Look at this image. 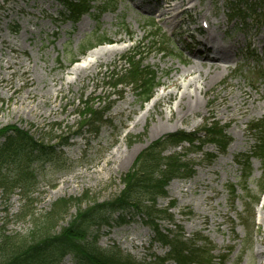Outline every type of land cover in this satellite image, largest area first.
<instances>
[{
  "label": "rangeland",
  "instance_id": "obj_1",
  "mask_svg": "<svg viewBox=\"0 0 264 264\" xmlns=\"http://www.w3.org/2000/svg\"><path fill=\"white\" fill-rule=\"evenodd\" d=\"M100 1L103 3L95 6L102 8L101 4L107 0ZM111 1L114 5L105 14L100 16L93 11L76 24H71L63 20V10L54 0H0V128L17 126L36 141L56 145L59 138H65L69 130L74 131L83 122L84 119L80 118L85 112L83 103L88 109L92 107L91 112L99 111L108 102L111 104L106 122L96 134L83 132L73 138L67 148L58 151L52 160L31 156L33 187L26 199L18 189L10 196L0 191V229L10 236L17 235L15 241L24 243V236L43 224V217L58 199L81 198L87 194L91 203H84L81 208H85L92 204V200L101 203L112 198L121 191L120 179L132 168L141 151L166 135L177 131L191 133L202 129L204 123L213 122L224 129L229 144L224 154L216 153L212 145L203 149L206 155L216 156L211 164L205 157L195 154V148L186 145L163 153V158L187 155L188 163L195 168L192 179L173 180L166 188L167 198L156 201L159 208H165L169 201L176 205L171 211L172 222L163 221L160 228L176 232L174 228L179 226L186 239L197 234L207 238L214 251L206 257V261L210 260L209 257L212 261L202 264H218L217 257L227 248L233 250L224 264H264V244L260 243L264 236L258 230L260 225L264 232V214L260 212L264 195L259 197L254 208L264 186V166L259 158H251L250 173L244 180L240 175L243 170L234 161L238 156L250 157L254 140L247 127L262 124L264 115H260L255 107L254 115L242 117L249 118V122L235 127L227 116L222 118L219 115L223 104L218 91L226 84L216 82L206 87L207 92L202 91L199 107L192 116L184 121L167 123L154 131L158 110L153 108V104L157 95L164 93L163 87L172 76L186 70L184 61L191 56L181 39L170 36L156 18L147 15L156 4L145 7L142 0H135L133 7L126 0ZM227 7V0H213V16L208 13L207 0H201L199 4L212 23L224 17ZM191 16L187 13L182 15L189 30L201 29L204 24L207 26L202 21L191 23ZM254 22L257 21L252 24ZM263 28L264 25L261 26ZM239 31L253 32L246 26L244 30L231 33L238 38L244 37ZM155 34L162 37L156 40L153 38ZM118 38L122 41L115 43ZM95 39L114 45L97 46V42H93ZM87 41L97 47L82 56L81 48ZM185 44H189V40H185ZM134 48H139L134 61L141 62L142 68L153 72L159 84L147 104H142L130 87L126 88L131 82L127 78L122 80L121 87H111L112 74H124L123 70H129V64L119 59L134 52ZM255 48L256 57L247 58L241 47L243 53L238 57V63L244 65L240 69V80L248 77L247 82L252 83L244 84L243 90H250L253 96L256 92L259 97L264 95V59L262 50ZM113 49L120 51L108 62L101 63L94 73L90 72L76 81L72 69L82 66L84 59L94 51ZM192 79H196V75L189 78ZM233 92L236 94V90ZM262 103L259 100L256 106ZM169 105L175 109L176 102L161 106L164 115H169ZM147 109L150 110L148 115L145 114ZM134 122L138 125L134 126ZM240 162L243 165V161ZM14 168H9V171L1 167L0 174L12 176ZM231 185L233 197L228 191ZM75 211L76 208L72 207L68 215L59 220L56 231L68 225ZM22 212L28 213L27 216L18 219ZM261 217L263 222L260 224ZM112 218L115 219L116 215ZM89 231L99 236V248L108 250L115 247L137 263H147L151 256H164L167 251L159 243L152 244L154 236L139 217L127 218L120 225L95 224ZM59 264L75 263L70 257H65Z\"/></svg>",
  "mask_w": 264,
  "mask_h": 264
},
{
  "label": "trees",
  "instance_id": "obj_2",
  "mask_svg": "<svg viewBox=\"0 0 264 264\" xmlns=\"http://www.w3.org/2000/svg\"><path fill=\"white\" fill-rule=\"evenodd\" d=\"M56 1L64 7L67 13L66 16L64 15L66 20L75 23L81 16L89 13L90 2L93 0ZM128 74L129 77L134 78L136 84L139 83L140 96L144 101H147L157 85L154 76L150 73L141 75L138 65L132 66ZM108 109L107 107L103 111L85 114L84 118L94 117L81 124L77 133L79 134L85 128L97 133L99 124ZM200 131L206 142H202L196 137L198 132L192 134L178 132L166 136L143 150L137 156L131 170L122 176L120 180L123 186L122 190L112 198L101 203L92 200V204L85 208H81L84 203H91L87 194L81 198L58 199L43 217V224H39V228L34 229L27 237L24 236V243L15 241L17 235L10 236L5 230L0 229V264H59L67 256H70L75 264H142L137 263L130 256L122 255L116 248L102 250L97 245L98 235H92L89 231L95 224L100 225L103 222L106 225L111 222L124 224L127 216L132 218L133 214L142 216L145 224L152 230L160 243L168 248L165 258H154L147 264H166L168 262L172 264H201L200 262L206 260L211 248L208 247L205 248L206 251H202L201 249L204 248L200 247H207L209 243L206 240L197 239L198 236L192 240L185 239L179 227H177V234L171 230L162 233L159 224L161 221H171L169 210L173 207V203L162 210L158 209L156 204L159 198H166L165 189L172 180L189 178L193 175L194 166L187 163L185 157L171 156L166 159L162 157L166 146L177 148L180 144L185 143L193 147L194 142L200 141L201 146L203 143H211L220 153L224 152L227 141L223 131L217 128V125L205 124ZM255 131L259 133L256 139L255 155L259 157L264 166V126L258 127ZM67 141L68 138H65L59 145L65 146ZM57 148L54 145H45L41 141H36L28 133H24L16 127L0 129V168L12 169L16 167L18 170L16 171L14 168L12 176L0 174V191H4L7 196H10L13 191L18 189L22 193L21 196L26 199L33 187L29 163L31 156L35 158L44 156L48 160H52L57 157ZM196 148L198 151L201 149L200 146H196ZM212 159L213 156L210 155L209 163ZM244 163L245 170L249 172L247 159ZM17 173L19 175L14 178ZM247 175L248 173H244V180ZM229 191L233 195L232 187ZM72 207H75L76 211L68 225L56 231L57 223L62 217L68 215ZM24 209L25 206L23 211ZM114 213H118L116 220L111 218ZM27 214L20 213L18 219L25 218ZM198 243H203V245L199 247ZM223 261L224 257L222 256L219 262Z\"/></svg>",
  "mask_w": 264,
  "mask_h": 264
},
{
  "label": "bare ground",
  "instance_id": "obj_3",
  "mask_svg": "<svg viewBox=\"0 0 264 264\" xmlns=\"http://www.w3.org/2000/svg\"><path fill=\"white\" fill-rule=\"evenodd\" d=\"M126 1L134 7L135 0ZM200 3L201 0H158L156 7L151 13H148L150 17L156 18L158 23L165 27L167 31H171L172 34L176 32L177 34H185L191 38L192 46L196 51L194 55H189L191 56L190 59L184 61L187 65L186 70L175 74L176 76H172L163 87L164 93L157 95L153 104V108L157 107L158 110V121L153 125L154 131L167 123L178 120L184 121L187 117L192 116L199 107V96H201L202 91L205 90L207 92V86L211 87L226 76H230L231 79L227 81L225 87H221L218 91L221 92L223 104V111H219V115L222 118L227 116L230 121L235 123V127L247 124L249 118L243 119L242 117L248 114L250 116L254 115L253 110L255 107L258 109L260 115H264V95L258 97L255 92L253 96L250 90H243L244 84L252 85V83H248L246 79L240 80V76L232 71V69L238 67L239 48L244 47L248 51V56L254 55L253 46L259 47L264 51V30L255 31L253 42H248L243 37L238 38L229 35L234 24L229 25L226 16L220 21L212 23L209 21L207 13L199 8ZM212 3L213 0H207V5H209L208 13L214 16L215 13L211 10ZM185 13L192 15L191 19H189L191 23H199L200 21L207 23L205 31L192 29L193 31L201 32L203 34L201 38H194L186 26V22L182 17ZM182 25L185 26L182 27ZM121 41L122 39L118 38L114 42L120 43ZM118 51L120 50L113 49L111 51L99 50L92 52L84 60L85 63L82 66L72 69V75H74L76 81H80L88 74L94 73L101 63L111 60ZM199 51L205 53V58L200 56ZM194 75H196V79L189 80ZM184 82L185 86L183 85ZM182 87L184 88L183 90ZM252 88L253 91H256L255 87ZM262 88L264 90V86ZM234 90H236V94H234ZM259 100L263 101V103L256 106ZM171 101L176 102L175 109L169 105V115H164L161 106H164L165 103L171 104ZM149 111L148 109L145 110V114L148 115ZM133 125H138V122H134ZM260 209L263 215L264 202ZM259 220L261 224L263 218L261 217ZM258 230L264 236L260 225H258ZM260 243L264 244V240H261Z\"/></svg>",
  "mask_w": 264,
  "mask_h": 264
}]
</instances>
